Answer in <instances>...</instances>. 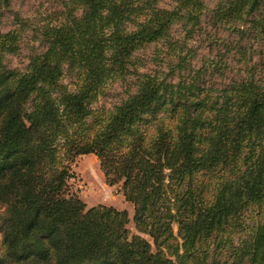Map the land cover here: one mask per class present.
Here are the masks:
<instances>
[{"label":"trees","instance_id":"1","mask_svg":"<svg viewBox=\"0 0 264 264\" xmlns=\"http://www.w3.org/2000/svg\"><path fill=\"white\" fill-rule=\"evenodd\" d=\"M159 2L66 0L23 69L0 58V264H264V77L251 65L217 87L218 65L195 67L188 43L204 0ZM262 7L221 0L213 17L235 28ZM16 17L0 53L20 48ZM253 24L264 31V12ZM160 41L146 68L136 52ZM115 80L123 95L96 107ZM89 153L149 239L125 209L70 191V163Z\"/></svg>","mask_w":264,"mask_h":264},{"label":"rangeland","instance_id":"2","mask_svg":"<svg viewBox=\"0 0 264 264\" xmlns=\"http://www.w3.org/2000/svg\"><path fill=\"white\" fill-rule=\"evenodd\" d=\"M66 0H0V32L17 29L20 15L21 19H27L29 27L22 32L19 42L20 48L16 52L0 53V58L8 67L23 69L30 54L40 50V42L37 29L44 23L55 21L63 11ZM221 0H204L206 6L201 15L200 23L192 32V38L188 41L195 51L192 64L199 67L208 63L217 64L219 70H213L212 66L206 73V78L217 87L243 76L251 65L256 66L258 76L264 77V31H260L253 24V19L264 12V7L258 9L253 15L240 21L237 27L216 21L213 10ZM175 0H160L159 5L171 7ZM185 31L179 23L173 25L171 34L175 38L181 37ZM165 53L163 41L156 44L150 43L136 52L138 61L147 67H154ZM161 62V61H160ZM64 81L70 83L67 75ZM122 81H113L107 85L104 92L98 97L96 107L111 106L123 95L125 89ZM70 88L73 85L70 83ZM71 177L67 179L70 191L75 193L87 208L97 205H105L116 209H125L129 216L128 227L133 234L146 237L135 228L132 220L133 206L126 201L121 183L110 184L100 167L96 155L81 154L70 163ZM3 207L0 206V218ZM173 231L177 227L173 225ZM1 236V234H0Z\"/></svg>","mask_w":264,"mask_h":264}]
</instances>
